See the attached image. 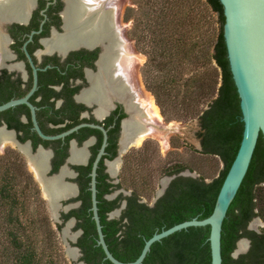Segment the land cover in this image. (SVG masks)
Returning <instances> with one entry per match:
<instances>
[{"label":"trees","instance_id":"1","mask_svg":"<svg viewBox=\"0 0 264 264\" xmlns=\"http://www.w3.org/2000/svg\"><path fill=\"white\" fill-rule=\"evenodd\" d=\"M138 3L139 29L145 35L141 41H149L143 48L139 43L147 56L142 69L145 83L165 115L167 106L177 113L169 119L180 118L178 114L187 120L199 119L198 137L202 150L196 152L218 158L223 167L209 183L204 174L198 178L178 176L166 193L150 206L143 200H150L152 194L148 157L155 154L150 142H145L139 148V183L129 182L136 194L132 211L128 212L129 222L107 221L102 217L109 248L124 262L136 260L145 241L155 233L212 214L244 129L240 99L224 41L225 17L220 0H139ZM210 16L215 17L216 29L209 24ZM208 25L214 31H210ZM204 27L208 29L203 33ZM206 66L214 69L209 78L203 72ZM166 99L170 101L168 105L164 104ZM178 99L181 100L176 102ZM174 148L177 150L180 146L175 143ZM130 157L133 159L134 155ZM0 161L3 175L0 178V264H66L58 250L56 232L49 217L39 213L46 207L40 200L36 182L22 164L10 163L6 157ZM131 165L134 167L132 163L126 166L127 172L133 170ZM161 169L164 177L185 169L193 172L196 167L169 160ZM18 179L22 180L23 186L16 183ZM26 197L36 199L37 216L23 218ZM138 199L139 204L136 203ZM256 217L264 222L262 135L223 224V264H264V228L260 232L249 229L250 222ZM93 225L97 237L94 222ZM41 232L44 236L40 239ZM209 235V226L176 232L154 243L144 264H211ZM242 238L250 239V249L234 258L232 254ZM94 243L85 242L84 245L88 264H113L105 259L102 247H96Z\"/></svg>","mask_w":264,"mask_h":264},{"label":"flooded vegetation","instance_id":"2","mask_svg":"<svg viewBox=\"0 0 264 264\" xmlns=\"http://www.w3.org/2000/svg\"><path fill=\"white\" fill-rule=\"evenodd\" d=\"M67 5V0H0V7L6 6L0 8V106L27 99L0 111V160L6 157L10 163L22 164L36 184H41L38 167L45 181L56 180L69 189V194L52 206L38 186L56 219L55 227L76 238L72 244L80 257L73 261L88 264L85 242L93 244L95 239L94 246H99L92 211V171L106 138L97 169L101 223L102 217L129 222L136 194L125 186L133 180L139 183V146L125 149L123 138L126 123L137 115L138 106L131 87L123 84L121 48L111 50L113 67L111 73L104 71L103 57L112 44L106 32L91 43H64L74 32L66 25ZM7 6L17 15L7 14ZM104 9H108V1ZM120 22L124 24V20ZM117 23L114 34L119 35ZM121 33L126 37L123 29ZM121 84L124 93L116 89ZM97 85L105 90L107 99L103 102L97 96L87 98L96 92ZM117 163L113 173L111 165ZM131 163L134 169L127 172L125 167ZM119 209L120 216L112 217Z\"/></svg>","mask_w":264,"mask_h":264},{"label":"water","instance_id":"3","mask_svg":"<svg viewBox=\"0 0 264 264\" xmlns=\"http://www.w3.org/2000/svg\"><path fill=\"white\" fill-rule=\"evenodd\" d=\"M67 1L68 5L65 12L66 25L69 30L73 29L72 31L74 32L69 34V38L64 41L65 44H73L79 40L91 43L101 37L102 32H106V38L112 44L108 47L109 54H105L103 57L105 73H109L113 67L111 50H115L114 48L116 50L121 48L122 50L119 61H121L123 67V84L127 88L131 87L133 98L136 101L135 104L138 106L137 115L132 117L125 126L123 138L124 146L126 145L125 149L129 146H139L140 148L144 141L161 139L164 149L168 153L171 141L168 140V136H186L192 148L202 150L201 139L198 137V132L200 131L199 120L198 126H196L179 119L171 120L169 119L171 118L170 116L155 114L156 98L144 92L142 69L145 65V57L134 55L127 19V12L132 0ZM106 1H108V9H104ZM220 2L223 6L225 17L224 41L227 48V57L239 95L241 120L244 124L242 139L236 157L225 177L214 210L209 217L204 219L195 217L155 233L145 241L144 247L136 260L124 262L116 258L111 252L99 215L97 169L105 153V147L107 146L106 138L95 160L92 171V211L98 233V245L102 247L105 253V259L110 260L113 264H144L154 243L160 242L174 233L190 227L206 226L210 227L208 241L211 249V264H223V224L228 210L249 170L260 135L264 139V0H220ZM5 7L1 6L0 8L4 10ZM14 11L12 6H10L7 8L6 13H9L11 16H16L17 13ZM121 19L124 20V24L120 22ZM116 21H118L116 26L119 35L114 34ZM79 25H81L80 29ZM122 29L126 37L121 33ZM123 84L116 86L117 91L120 93H124L125 91ZM101 88V86L98 87L97 85L96 92L93 91L92 96L87 98H95L97 96L102 102L105 101L107 96L104 88ZM25 102H27L25 98L11 100L1 105L0 111ZM39 132L41 133L40 130ZM41 135L44 136L42 133ZM118 167V163L115 167L111 165L110 170L114 173ZM29 169L32 172L33 167L32 169L29 167ZM35 169L38 180L41 183L39 187L42 186L44 194L52 206L60 197L69 194V189H65L56 180L45 181V179L40 177L39 168L36 167ZM178 176L198 177L196 173L190 170L172 176H165L162 179V187L157 192L150 206H153L166 193L171 182ZM207 182L209 183L211 181L207 180ZM40 196L41 199H45L41 189ZM143 202H146V200H143ZM120 214L121 210H116L112 214V217H118ZM52 221L55 224V217H52ZM54 228L61 254H63V257L67 261L66 264H76L73 260H78L80 257L79 249L73 247L72 244V242L76 241V238L73 235L69 237L63 231L58 230L55 225ZM263 228L264 222L259 217L254 218L249 224L250 230L260 232ZM250 246V239H240L232 254L233 257L238 258L241 254L246 253L250 249ZM78 264L86 263L79 261Z\"/></svg>","mask_w":264,"mask_h":264},{"label":"rangeland","instance_id":"4","mask_svg":"<svg viewBox=\"0 0 264 264\" xmlns=\"http://www.w3.org/2000/svg\"><path fill=\"white\" fill-rule=\"evenodd\" d=\"M138 2H139V0H132L130 7L128 9V12H127V19H128V24H129L132 47L138 56L145 57V63H146L147 56L143 52L144 50L140 49L139 43L143 48L144 45L149 44V41L147 39H144V41H141V37L145 38V35H144L143 31H141L139 29V26H141V24L139 25V20H138L139 15H140ZM209 20H210L209 24H212V26H214L216 29L217 23H215V17L210 16ZM212 26L211 27H209V25L207 26V27H209L210 31H214V30H212ZM206 29H208V28L204 27L203 33L206 31ZM203 33H201V37H204ZM203 72L205 74V77L209 78V75L214 74L213 73L214 69L211 66H206L205 69L203 70ZM154 84L157 86L156 83H154ZM144 91H146L150 95H153L152 92L150 91L149 87L145 83V80H144ZM180 100L181 99H178V100H176V102H179ZM169 102L170 101H168L166 99L164 101V104L168 105ZM176 102H174V103H176ZM156 106L159 108L160 114L165 115L162 112L160 106L157 104V102H156ZM166 108H167V111H166L167 115H165V116H170V117L177 116V115H175L177 113H175L173 111V109H171L170 106H167ZM181 113H183V112H181ZM178 115L180 116V118H178L179 120L198 126V120L199 119L197 117L187 120L183 115H181V114H178ZM168 140H171L168 153H166L161 139L144 141L142 143V146H143L145 142H150L149 145L154 151L153 154H155V156L152 155V156L148 157V162H149L148 169H149V175L151 178L152 194H151L150 200L147 198H145V200H146V202H148L150 204H152L153 200L156 197L157 192L162 187L163 173L161 171L162 170L161 168L164 166L165 161L167 162L169 160H171V161L177 160V161L183 162L185 165L188 164V166L194 165L196 167V170H194L193 173H196L198 177H200L202 174H204L208 177L207 180H209V181H211L214 177L218 176L219 171L223 167V163L220 162V160L218 158L212 157V156L201 155V153L196 152L198 149L191 147L186 136H168ZM175 143L178 144V146H180V148H184V150H176V148H174ZM198 151H200V150H198ZM130 167H132V169H134V167L132 165ZM187 170H190V169H187ZM0 171H2V169H0ZM2 176H3L2 172H0V178H2ZM16 183H18L20 186H23L21 179H18ZM36 185H37V187L39 186L38 183ZM125 187L128 189H131L129 184H128V186H125ZM39 192H40V190H39ZM26 200H27V202H26L25 211H22V214H24L23 218L32 217V215L37 216L39 213H40V215H43V216L46 215L49 217L52 228L55 230L54 224L52 221V217H51V213L47 207L48 204H47L46 199L40 198V200L44 203L46 208H45V210L40 209L39 213H37V211H38L37 204L38 203H37L36 199H30L29 197H26ZM27 226H29L28 223H27ZM41 231L44 232L45 230L43 229ZM39 236L41 239L44 236V234L41 232L39 234ZM57 246L59 247L58 250L60 251V254H61L58 239H57Z\"/></svg>","mask_w":264,"mask_h":264},{"label":"bare ground","instance_id":"5","mask_svg":"<svg viewBox=\"0 0 264 264\" xmlns=\"http://www.w3.org/2000/svg\"><path fill=\"white\" fill-rule=\"evenodd\" d=\"M133 52H134V55H137V54L135 53L134 49H133ZM144 92H146V91H144ZM146 93H147V92H146ZM148 94H149V93H148ZM155 114H157V115H161L160 112H159V108H158L157 106H156Z\"/></svg>","mask_w":264,"mask_h":264}]
</instances>
